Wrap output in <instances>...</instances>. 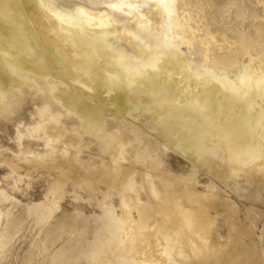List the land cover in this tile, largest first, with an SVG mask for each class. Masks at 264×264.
Instances as JSON below:
<instances>
[{"label":"bare ground","instance_id":"1","mask_svg":"<svg viewBox=\"0 0 264 264\" xmlns=\"http://www.w3.org/2000/svg\"><path fill=\"white\" fill-rule=\"evenodd\" d=\"M83 1L85 7L66 11L54 0H0L2 109L17 104L25 88L41 91L37 80H42L55 104L44 105L40 118L49 120L58 152L65 129L52 106L73 115L81 135L102 133L106 124L135 128L131 115L155 128L163 144L194 169L222 181L226 172H243L264 185L263 58L249 61L241 55L242 69L234 79L214 69L193 75L180 53L183 44L193 45L197 33L183 0L182 5L180 0ZM207 35L218 41L213 30ZM134 138L126 130L105 136L104 178L125 199H137L140 172L153 206L137 200V220L130 206L123 209L125 241L115 256L133 264H245L247 253L236 254L233 242L245 231L257 238L253 225L238 220L231 201L214 196V186L200 194L194 178L172 183L162 175L163 197L147 171L151 162V170L161 175L157 160L135 145L139 160L126 163ZM217 198L224 200L220 209L211 206ZM219 215L225 221L230 216L231 230L224 238ZM256 264L264 262L256 257Z\"/></svg>","mask_w":264,"mask_h":264},{"label":"rangeland","instance_id":"2","mask_svg":"<svg viewBox=\"0 0 264 264\" xmlns=\"http://www.w3.org/2000/svg\"><path fill=\"white\" fill-rule=\"evenodd\" d=\"M54 1L66 11L85 7L83 0ZM183 2L193 19L192 28L197 30L193 45L180 47L193 75L214 69L216 74L226 73L234 79L242 69L241 55L249 61L257 57L264 61V0ZM183 2L180 0L181 5ZM70 3L74 5L71 10L67 8ZM209 29L218 41H209ZM198 38L208 43L202 45ZM37 82L41 91L25 88L17 104L4 109L0 106V264H133L115 256L125 241L123 209L130 206L137 220V200L150 207L153 202L147 184L141 182L140 172L135 179L137 199H125L120 188L105 180V136L115 130L135 134L125 154L126 163L139 160L135 145L158 161L161 175L151 170V162L147 163V171L163 197L166 194L160 179L168 175L172 183L194 178L202 195L214 186V196L230 200L238 220L247 221L244 224L248 227L252 224V232L257 236L249 238L248 231L235 236L236 254L247 253L249 259L245 264H256V257L264 262V185L243 172H226L222 181L200 168L194 169L181 154L163 144L155 128L148 123L141 125L139 118L131 115L135 128L106 124L102 133L81 135L77 132L78 120L52 106L55 114L62 115L61 126L65 129L62 137L66 141L58 152L52 142L58 140L52 139L48 129L49 120L40 118L44 105L55 103L45 82ZM221 158L223 154L219 152L217 160ZM212 201L215 209H220L224 202L221 198ZM226 218L225 221L223 216H217L222 238L230 229V216Z\"/></svg>","mask_w":264,"mask_h":264},{"label":"snow or ice","instance_id":"3","mask_svg":"<svg viewBox=\"0 0 264 264\" xmlns=\"http://www.w3.org/2000/svg\"><path fill=\"white\" fill-rule=\"evenodd\" d=\"M166 2V0H161V3H165ZM74 5L72 4V3H70V4H68L67 5V8L69 9V10H71V8L73 7ZM112 7H115L114 5H112Z\"/></svg>","mask_w":264,"mask_h":264}]
</instances>
